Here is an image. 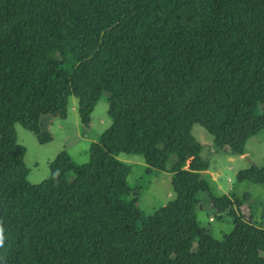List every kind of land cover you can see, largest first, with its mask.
<instances>
[{
    "label": "trees",
    "instance_id": "obj_1",
    "mask_svg": "<svg viewBox=\"0 0 264 264\" xmlns=\"http://www.w3.org/2000/svg\"><path fill=\"white\" fill-rule=\"evenodd\" d=\"M104 96L89 162L31 185L15 125L45 145L44 118L74 98L87 128ZM194 125L238 157L264 130V0H0V264H264V229L201 178ZM121 155L170 173L175 199L145 216ZM237 180L264 188V166ZM200 194L235 217L221 241L197 223Z\"/></svg>",
    "mask_w": 264,
    "mask_h": 264
},
{
    "label": "rangeland",
    "instance_id": "obj_2",
    "mask_svg": "<svg viewBox=\"0 0 264 264\" xmlns=\"http://www.w3.org/2000/svg\"><path fill=\"white\" fill-rule=\"evenodd\" d=\"M81 115L84 113L78 109L77 101L70 98L65 120L44 118L41 132L50 137L49 143L45 145L39 144L31 132L15 125L17 143L26 150L24 163L28 170L27 180L31 185H40L49 179L54 168L61 162L70 161L78 166L89 162L91 144L98 142L101 135L111 126L108 117V96H104L88 114L89 127L82 125ZM192 134L202 146L201 156L210 160V169L204 173V178L212 195L216 198L226 197L234 207L236 201H240L241 208L235 211V216L250 217L255 225L264 229V188L237 180L239 172L264 166V130L246 143V158L241 159L215 150L212 137L201 126L194 125ZM118 159L131 166L127 178L128 189L141 191L138 208L145 216L154 215L175 199L170 173L149 169L140 156L121 155ZM73 179L74 176L70 174L69 183H72ZM124 194H127L126 190ZM198 199V225L215 240L221 241L229 236L234 227V215L230 211L217 212L206 194H200Z\"/></svg>",
    "mask_w": 264,
    "mask_h": 264
},
{
    "label": "crops",
    "instance_id": "obj_3",
    "mask_svg": "<svg viewBox=\"0 0 264 264\" xmlns=\"http://www.w3.org/2000/svg\"><path fill=\"white\" fill-rule=\"evenodd\" d=\"M246 153V152H245ZM247 154V153H246ZM242 157H246V155H243V156H241V157H238V159H241ZM203 176H204V174H203Z\"/></svg>",
    "mask_w": 264,
    "mask_h": 264
},
{
    "label": "water",
    "instance_id": "obj_4",
    "mask_svg": "<svg viewBox=\"0 0 264 264\" xmlns=\"http://www.w3.org/2000/svg\"><path fill=\"white\" fill-rule=\"evenodd\" d=\"M246 158V157H245ZM201 178H203V174H201Z\"/></svg>",
    "mask_w": 264,
    "mask_h": 264
}]
</instances>
